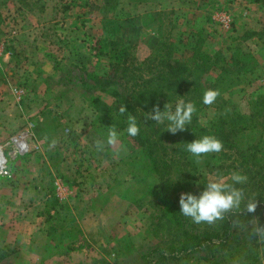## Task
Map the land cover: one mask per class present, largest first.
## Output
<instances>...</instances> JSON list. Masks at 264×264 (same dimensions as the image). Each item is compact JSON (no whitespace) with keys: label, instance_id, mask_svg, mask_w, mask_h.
<instances>
[{"label":"rangeland","instance_id":"obj_1","mask_svg":"<svg viewBox=\"0 0 264 264\" xmlns=\"http://www.w3.org/2000/svg\"><path fill=\"white\" fill-rule=\"evenodd\" d=\"M125 1L130 6L120 5L110 15L101 9L103 0H0V45L9 52L6 57L0 52V96L6 101L0 104L5 116L0 125L8 127L0 135L8 172L0 175L5 226H0V247L12 264H147V259L160 264L156 256H146L166 242V230L151 223L155 200L149 189L155 175L146 174L145 164L135 161L137 151L124 140L109 143L104 137L88 101L91 93L76 81L62 80L64 71L79 68L112 77L100 47L112 22L125 28L138 60L150 53L159 35L178 46L201 40L204 51L221 50L227 57L236 44L256 42L258 68L243 88L246 95L264 91V0ZM149 7L161 12L156 19L146 16ZM251 31L263 39L257 34L245 39ZM215 116L216 108L209 106L200 121L208 125ZM21 131L28 133L30 150L14 155L6 142ZM214 172V164L199 167L197 179L183 182L178 195L200 191ZM15 176L32 180L23 187V201L40 220L28 247L15 227L18 221L12 233L8 230L18 217L8 204L17 193ZM54 198L71 207L59 210L61 222L49 217ZM49 235L54 254L45 248ZM167 264L206 263L197 255Z\"/></svg>","mask_w":264,"mask_h":264},{"label":"trees","instance_id":"obj_2","mask_svg":"<svg viewBox=\"0 0 264 264\" xmlns=\"http://www.w3.org/2000/svg\"><path fill=\"white\" fill-rule=\"evenodd\" d=\"M103 1L101 9L110 15L120 5L130 6L125 0ZM144 12L152 19L161 13L150 7ZM112 27L101 39L100 46L102 55L109 58L112 77L74 66L77 70L64 71L66 76L62 80L76 81L86 93H91L88 101L104 137L108 138L110 130H116L120 140L137 151L135 161L144 163L146 174L157 179L149 189V195L155 200L151 223L166 230V242L151 249L146 256H156L160 264L197 255L206 264H264V238L256 234L258 226L264 227V91L246 95L243 88V83H251L250 76L257 71L254 50L258 44L238 43L227 57L221 50L204 51L201 40L178 46L159 35L150 53L138 60L125 28L120 30L116 21ZM256 34L248 32L245 39ZM262 36L257 34L260 40ZM209 88L219 92L210 105L202 100ZM95 91L103 95H94ZM107 98L111 99L110 103ZM178 99L192 101L196 106L191 122L183 130L173 133L165 125L145 117L144 112L152 111L154 105L162 110L165 103L174 104ZM123 105L128 111L120 113ZM243 105H247L245 109ZM209 106L216 108V116L204 125L200 115ZM128 115L137 118L140 131L136 136L126 132ZM205 134L217 137L222 149L202 154L199 158L202 157L203 165L199 167L214 164L213 176L219 173L228 182L232 171L244 174L247 180L238 187L243 188L245 201L255 199V218L230 210L214 223H195L179 212L180 185L197 179L199 172L197 158L184 145ZM50 210H54L49 214L50 219H61V222L63 216L59 210H71V207L54 198ZM51 237L46 240L45 248L54 254L56 248L50 244ZM164 238L161 239L164 241ZM7 256L0 247V264H12L6 260ZM146 261L150 264V260Z\"/></svg>","mask_w":264,"mask_h":264},{"label":"clouds","instance_id":"obj_3","mask_svg":"<svg viewBox=\"0 0 264 264\" xmlns=\"http://www.w3.org/2000/svg\"><path fill=\"white\" fill-rule=\"evenodd\" d=\"M218 95L219 92L216 89L209 88L205 90L202 97L203 103L208 105L214 103ZM119 111L125 113L128 110L123 105ZM195 111L196 106L192 101L178 99L174 104L165 103L162 110L154 105L153 110L144 112V115L157 124L165 125V129L174 133L177 130H183L191 122ZM139 131L136 116L128 115L127 134L136 136ZM117 139V131L110 130L108 142L115 143ZM184 148L193 157L199 158L202 154L220 152L222 143L214 135L205 134L187 142ZM246 180L247 177L239 171L231 172L230 182L217 173L213 178L203 182L204 186L200 191H183L179 194V212L185 217H190L195 223H214L230 210H239L248 217L255 218L254 214L257 208L254 203L255 199L245 201L244 190L242 187H238L243 185ZM256 234L258 237L264 238V227L258 226Z\"/></svg>","mask_w":264,"mask_h":264},{"label":"crops","instance_id":"obj_4","mask_svg":"<svg viewBox=\"0 0 264 264\" xmlns=\"http://www.w3.org/2000/svg\"><path fill=\"white\" fill-rule=\"evenodd\" d=\"M14 32L17 33V31H14ZM1 50H2L3 54H6L5 57L9 56V52L7 51V49H5V46L0 45V52H1ZM5 103H6V101L4 100V98L0 96V104L5 105ZM3 118H5V116H3V114H1V112H0V122H1V119H3ZM6 125H7V123H6ZM5 129H8V127L6 126L5 128H3L0 125V135H1V133H2V135L4 134V132H5L4 130ZM2 147H3V145H0V149ZM0 175H1V172H0ZM13 180L15 181V183L18 186V188H16L17 189V193L13 194L14 199H12L13 197H11L9 199L8 204L13 206V209H15L14 210V215H18V217H16V219H14L13 221L12 220L10 221L11 226L8 228V230H9V232L12 233V229H16L15 227L18 225V229L22 232V234H20V236L23 237V240L26 243V246L28 247L30 245V243H31L30 235L38 228V225L40 224L38 212L33 215L32 211L30 210L29 203L26 202V201H23V199L25 197L24 196L25 190H23V187L27 186L28 182H30L32 180L22 179V177H20V176H15ZM20 185H21V188H19ZM16 203L18 204V207L16 206ZM1 212H3L2 207H0V213ZM12 213L13 212L7 213L6 215L10 216V215H12ZM3 222L4 221L0 220V226L3 227L4 230H5V226H3L4 224H2ZM15 222H17V223H16V225L14 227V223ZM18 235H19V233H18ZM18 235L17 236H12L14 238L10 242L11 246L16 247L17 244L19 243L17 238H15V237H19Z\"/></svg>","mask_w":264,"mask_h":264},{"label":"built area","instance_id":"obj_5","mask_svg":"<svg viewBox=\"0 0 264 264\" xmlns=\"http://www.w3.org/2000/svg\"><path fill=\"white\" fill-rule=\"evenodd\" d=\"M28 136L27 132L21 131L18 134L12 135L9 140H7L6 144L10 147V153L14 155H25L30 150V145L26 140ZM6 158L3 152V148L0 149V172L7 174L6 171Z\"/></svg>","mask_w":264,"mask_h":264}]
</instances>
